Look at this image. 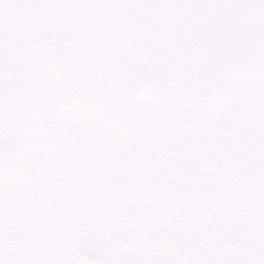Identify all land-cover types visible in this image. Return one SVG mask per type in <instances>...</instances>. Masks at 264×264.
Here are the masks:
<instances>
[{
    "label": "snow or ice",
    "instance_id": "obj_1",
    "mask_svg": "<svg viewBox=\"0 0 264 264\" xmlns=\"http://www.w3.org/2000/svg\"><path fill=\"white\" fill-rule=\"evenodd\" d=\"M0 264H264V0H0Z\"/></svg>",
    "mask_w": 264,
    "mask_h": 264
}]
</instances>
